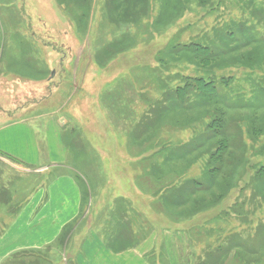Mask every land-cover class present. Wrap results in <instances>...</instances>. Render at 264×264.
Masks as SVG:
<instances>
[{
    "label": "rangeland",
    "instance_id": "374dc122",
    "mask_svg": "<svg viewBox=\"0 0 264 264\" xmlns=\"http://www.w3.org/2000/svg\"><path fill=\"white\" fill-rule=\"evenodd\" d=\"M128 1L0 0V136L18 155L0 152V231L69 174L81 214L43 264H76L93 235L117 250L152 233L147 257L167 264L168 230L194 264H264V0ZM189 44L214 57L176 52ZM187 75L216 95L162 113Z\"/></svg>",
    "mask_w": 264,
    "mask_h": 264
},
{
    "label": "crops",
    "instance_id": "0c3cea01",
    "mask_svg": "<svg viewBox=\"0 0 264 264\" xmlns=\"http://www.w3.org/2000/svg\"><path fill=\"white\" fill-rule=\"evenodd\" d=\"M12 146L11 141H3L0 136V152L18 158ZM26 203L15 216L11 215L7 226L0 231V264H12L13 255L26 250H44L45 257L48 252L50 255L54 246L47 249L48 246L55 243L63 229L81 214L80 187L71 175H60L47 190L35 192ZM182 233L168 230L163 234L167 264H194L190 245ZM156 235H146L137 243L117 250L103 243V238L93 235L82 243V249L73 259L76 264H151L147 256L158 244ZM117 240L120 239L115 242Z\"/></svg>",
    "mask_w": 264,
    "mask_h": 264
},
{
    "label": "trees",
    "instance_id": "16d2710c",
    "mask_svg": "<svg viewBox=\"0 0 264 264\" xmlns=\"http://www.w3.org/2000/svg\"><path fill=\"white\" fill-rule=\"evenodd\" d=\"M117 1V0H115ZM135 0H129L128 3L132 2ZM207 0H182V5L186 7V3H192V2H197L199 4H204V2ZM212 2H207V6L206 8H208L207 10H213L212 6H211ZM212 8V9H211ZM241 25V24H240ZM238 26L239 31L244 28L243 26ZM247 35V34H245ZM251 36V35H249ZM261 39L264 42V37L262 36ZM174 47L176 48L178 43L176 41H174ZM191 44H189V46H182L184 48H182L181 50H178L176 52H185L188 54H195L196 57H201V59L205 62H207L208 60L212 59V57H214V53L211 52L210 47L207 45H200V44H192L194 46H196L197 48H192L190 47ZM191 45V46H192ZM247 46V45H245ZM226 54V52H225ZM175 80V79H174ZM180 80V78H179ZM223 83V82H222ZM226 84V83H225ZM230 83L227 82V85H229ZM217 87L215 85V82L213 80L210 79H203L202 77H195L192 75H187V77L184 80H180L179 83L176 84L175 87L171 88V89H167L166 93L164 94V103L161 105L160 107V103L158 104L159 107L157 109H161L162 108V113L163 112H167L168 109H172V108H184V107H189L188 104H186V102L193 98V95L195 93L201 94L202 96H206L207 98H211L214 95H216L217 92ZM172 100V101H171ZM157 111L155 109L150 108V110L148 111V115H153L155 114ZM146 123H150V119L148 118V122L145 121ZM225 147H227V142L226 140H224L223 138H219L218 140V148L212 152V156H217L218 159L220 158V160H222V156H220L219 154L225 150ZM216 154V155H215ZM219 171L218 167H214L211 171L212 175H215L217 172ZM195 182V184H194ZM197 180H194L193 183H184L183 185L181 184V186H179L177 189L174 190L173 192V197L174 198V202H176V204L180 201H183L180 198V195H178V193L182 190L184 192H190L192 191L191 195L193 194L194 191H201L202 189H198L201 188V184H197ZM173 189V188H172ZM5 187H0V193L4 196L5 195ZM5 197V196H4ZM6 198V197H5ZM172 201V202H173ZM71 224V223H70ZM74 226V225H73ZM73 226H70L69 224L63 229V231L60 233L58 239L55 241V243H53L52 245H49L47 249H49L51 246H54V244H56V246H59L62 244V246L67 242L68 238L67 236L72 232ZM70 227V229H69ZM231 246V244H230ZM264 246L260 247V252H262V250ZM258 251V250H257ZM44 250H39V251H35V250H26V251H21V252H16L13 257L11 258V262L12 264L17 263V264H43V262L45 261V254H44ZM263 255V254H262ZM260 255V256H262ZM248 262V261H246ZM249 263V262H248ZM247 263V264H248Z\"/></svg>",
    "mask_w": 264,
    "mask_h": 264
}]
</instances>
